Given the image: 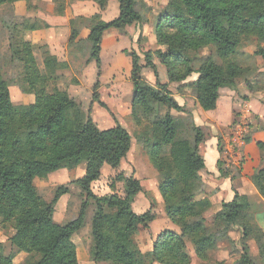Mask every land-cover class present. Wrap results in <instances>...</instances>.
<instances>
[{
  "label": "trees",
  "instance_id": "16d2710c",
  "mask_svg": "<svg viewBox=\"0 0 264 264\" xmlns=\"http://www.w3.org/2000/svg\"><path fill=\"white\" fill-rule=\"evenodd\" d=\"M7 1L0 0V6ZM92 1L103 9L109 0ZM116 1L119 5L116 18L95 20L90 24L88 59L94 60L97 77L101 73L104 32L144 22L141 6L135 0ZM153 35L161 47L156 54L165 68L168 82L179 83L181 87L187 77L197 73V78L186 85L193 86L196 100L203 110H213L219 90L235 89L240 77L247 72L233 58L242 39L254 36L264 42V0H167L165 9L153 19ZM74 38L72 32L69 41ZM208 47L222 63L208 55L194 70L190 53ZM126 52L131 63L130 115L137 126L143 127L141 139L146 145L148 159L162 176L158 191L166 216L178 226L179 232L162 231L151 250L142 252L133 233L143 219L133 214L130 207L129 194L135 180L122 174L116 176V181L125 184L128 194L125 197L115 192L102 197L93 194L91 186L100 178L102 167L115 168L120 164L131 148L132 136L119 123L110 128H99L66 90L54 88L49 92L50 82L59 79L56 72L66 63L59 62L47 52L42 72L35 68V58L30 52L29 62L33 66L29 74L35 81L32 103L14 105L0 71V223L13 228L7 238L11 248L7 254L3 253V244L0 243V264H14V257L19 252L30 254L33 264H79L72 237L83 225L86 201L75 219L65 224L56 223L52 219L54 205L68 192V184L57 187L52 200L47 202L39 195L34 179L60 168L72 169L82 162L84 155L83 175L69 184L79 187L87 200H95L90 250L94 262L190 264L186 241L193 244L197 257L203 258L216 247V241L227 236L233 228L240 229L241 238L253 239L258 251L264 254V233L254 225L253 215L240 208L237 192L232 200L221 203V211L208 222L204 214L212 205L209 197L195 198V194L190 193L199 191L203 185L198 171L205 167V163L199 145L206 139V133L194 124L191 117L188 126L191 137L176 138L177 127L171 111L190 113L171 95L168 83L158 80L150 50L143 52V61L135 50ZM254 53L264 63V48L259 47ZM144 68L155 72V85L143 79ZM92 97L104 107L96 91ZM256 146L264 149L263 142L257 141ZM219 169L222 175L231 174L229 167L220 166ZM251 180L264 197V166L253 173ZM127 216L125 225L120 227L119 221ZM153 217L148 213L145 219ZM236 252L239 257L234 264H256L246 247L242 246L241 251Z\"/></svg>",
  "mask_w": 264,
  "mask_h": 264
},
{
  "label": "rangeland",
  "instance_id": "374dc122",
  "mask_svg": "<svg viewBox=\"0 0 264 264\" xmlns=\"http://www.w3.org/2000/svg\"><path fill=\"white\" fill-rule=\"evenodd\" d=\"M19 1L24 0H8L5 4L0 6V71L2 78L8 84L10 98L13 104L28 105L34 101L35 88L33 75L29 74L30 67L33 66V64L29 62V54L31 52V55L35 58L36 67H34L43 72V59L48 51L45 45L30 46L29 42L24 40L22 31L20 30L22 25H36L39 22L33 19L24 20L14 15L15 3ZM25 1L27 8L33 6L35 8H45L46 2L48 1L55 4L56 8L60 11L63 5V0ZM162 2L163 0L158 1L159 13L162 12ZM150 35L152 37L153 34L150 33ZM140 40H142V38L139 39L138 43L141 42ZM146 40H148L147 43L151 44V46L149 45L146 48L138 47L136 52L141 56V60L143 61V52L150 50L154 55L153 60L156 63V76H158V80L162 81L163 78L167 79V76H164L166 73L165 68L157 59L156 54L161 47L155 42L152 43L148 38L143 42H146ZM107 42H109V40ZM259 47L264 48V42L258 41L254 36H247L242 39L238 52L233 58L239 62L247 72L240 77L236 88L232 90H236L237 93H240V89L245 88L250 95L255 96L258 98V101L264 103V63L262 58L254 53ZM208 55H211L217 63H222L215 55L214 50L208 47L190 53L192 58L191 66L193 69L196 70L203 59ZM88 61L89 59H87L86 62L81 61L80 64H66V66H63L62 69L56 72L59 75V79L55 82H50L47 90L49 92L54 88L66 90L67 92L69 90L68 93L70 97L81 104L85 113L92 118L99 128H109V126H112L115 122L120 125L122 124L130 132L132 136V145L129 152L121 158L120 164L117 167L112 168L108 165H104L101 170L100 178L92 184L91 189L96 197H102L112 192L117 193L121 197H125L128 195L126 193L125 184L123 181H116V176L122 174L126 178L135 180L132 186V193L129 194L131 198L130 207L132 213L141 217L143 221L136 225L133 237L138 248L142 252H147L151 250L159 233L164 230L179 232V228L171 223L166 216L164 203L158 191V184L162 176L148 159L146 145L144 144V140L141 139L143 127L137 126L130 115L132 85L130 82V73L126 71V65L123 63L120 64L121 67L119 72L117 75H113L110 72L111 66L106 63L107 59L104 57V65H106L107 68L104 74L100 73L97 77V68L94 60H90L91 63L89 65ZM142 76L150 85H155L156 76L152 69L144 68L142 70ZM196 77L197 74L193 73L189 79L193 80ZM96 81L98 82L97 85L95 84ZM169 87L173 93H176L179 86H177V84H171ZM189 87L194 92L193 86L189 85ZM225 90H227V88L221 89V99L225 98ZM93 91L97 92V98L104 104V107L99 105L97 101H93ZM186 98L189 104H192V101L195 100L192 98V95H188ZM242 98L243 96L237 94L234 102H240L243 100ZM221 106L222 105H219L220 108H218L220 111L222 110ZM186 108L188 107L186 106ZM171 114L174 119V124L177 127L176 138H190L191 130L188 126L191 115L187 112L183 113L174 110L171 111ZM219 114H222V112ZM250 117L251 114L247 119L244 118V122L240 124L241 128H246V132H243L240 137L233 128V123L227 127H223V131L227 134L222 133V135L219 136L221 144L219 148V164L225 169L229 167L231 174L237 173L240 155L239 151L248 137L247 126H249ZM224 120H227L226 117ZM260 127L261 125H253L251 136L254 132L260 131ZM200 128L206 133V137L208 138L209 133L207 128L204 129L205 127L201 126ZM230 128L231 130H229ZM223 135L228 136L229 140H225ZM238 137L239 139H237ZM262 156L264 163V149L262 150ZM85 159L86 156L84 155L82 162L72 169L60 168L46 176L37 177L34 179V184L39 195L47 202L52 200L57 187L68 184V192L62 195L54 205L52 219L59 224H65L75 219L83 201H86L87 207L83 225L72 237L76 245L78 262L79 264H111L107 261L96 263L92 260L90 255L93 242L91 218L95 211V200L92 198L87 200L85 194L79 187L74 184H69L70 181L83 175ZM210 192V189L204 184L199 191H190V193L195 194V198L209 197L212 202ZM218 212V206L211 205L204 216L208 222H211ZM148 213L154 215L151 220L145 219ZM127 220L128 216L120 220L119 226H124ZM0 227V243L3 244V253L7 254L11 249L7 238L13 233V228L9 224L1 225V223ZM237 229L240 230L239 228H233L232 232L230 231L227 236L219 238L216 241V247L210 249L203 258L197 257L193 244L190 241H186L185 250L191 258L190 264H215L219 261H223L225 264H234L239 257V253L236 251L240 252V247H242L240 245V240L236 239L238 235L236 233ZM228 257L229 259H227ZM13 262L14 264H33V257L28 253L19 252L14 257ZM255 263L263 264L264 257ZM153 264L161 263L154 262Z\"/></svg>",
  "mask_w": 264,
  "mask_h": 264
},
{
  "label": "crops",
  "instance_id": "0c3cea01",
  "mask_svg": "<svg viewBox=\"0 0 264 264\" xmlns=\"http://www.w3.org/2000/svg\"><path fill=\"white\" fill-rule=\"evenodd\" d=\"M135 1L141 6L144 22L142 24L126 26L123 29L110 28L104 32L100 52L102 74H104L107 68L104 65V57L107 59L106 63L111 66L110 72L113 75H117L122 63L126 65V71L130 73V57L126 51L132 49L136 51L138 47L146 48L149 45L151 46V44L147 43L148 40L143 42L146 38L152 43L155 42L154 35L151 37L150 33L153 34V19L160 12V9H158L159 0ZM62 4L59 11L55 4L48 1L45 8H35L34 6L27 8L25 0L19 1L15 3L14 15L24 20L33 19L39 22L36 25L24 24L20 29L24 40L30 44L45 45L51 55L55 56L59 62L66 63L67 65L80 64L81 61L86 62L89 53L88 34L91 22L95 20L110 21L116 18L119 14L118 2L116 0H109L103 9H100L92 0H63ZM166 4L167 0H163L161 3L162 11L165 9ZM39 24L40 26H37ZM72 32L75 33V38L70 42L69 39ZM140 38L142 40L138 43ZM108 40L109 42H107ZM90 63L91 61H88V65ZM154 64L156 66L155 62ZM164 76H167L166 73ZM189 77L182 82L183 85L178 87L176 93H173L169 86L171 84L179 86V83L168 82V78L165 79L163 77V80L160 82L169 84L168 88L171 91V95L179 105L184 106L186 111L190 113L196 126L205 127L204 129L207 128L209 136L199 145L205 167L198 171V176L211 191L212 206H218V210L221 211V203L232 200L235 192H237V202L240 208L253 215L254 225L258 226L264 233V197L258 192L251 180L253 173L264 166L262 150L256 146L257 141L264 143V103L258 101V98L255 96L250 95L245 88L240 89V93L227 88L224 91L225 98L221 99V89H223L221 88L216 107L213 110L205 111L199 106L195 92L192 91L189 85H186L197 77L193 80L189 79ZM237 94L243 96V100L240 102H234ZM188 95H192V98L195 99L192 101V104L187 102L186 97ZM219 105H222L221 111L220 109L218 110L220 108ZM186 106L191 110L186 108ZM246 110L251 114L249 126H247L249 140L245 141L240 147L238 173H234L235 175H222L219 171V147L221 146L219 144V136L222 133L227 134L223 131V127H227L232 123L233 128L238 133L240 124L244 122V112ZM220 112L222 114H219ZM225 117L226 121L224 120ZM114 123L112 126L116 124ZM253 125H261V127L260 131L254 132L251 136ZM112 126H109V128ZM123 127L126 128L125 126ZM223 137L225 140H229L228 136L223 135ZM236 233L238 234L236 239L240 240L241 246L247 248L248 255L254 262L264 257V254L258 251L253 239L241 238V231L238 229Z\"/></svg>",
  "mask_w": 264,
  "mask_h": 264
},
{
  "label": "built area",
  "instance_id": "2783aa9c",
  "mask_svg": "<svg viewBox=\"0 0 264 264\" xmlns=\"http://www.w3.org/2000/svg\"><path fill=\"white\" fill-rule=\"evenodd\" d=\"M249 114H250V112L246 110L244 112V118L247 119L249 117ZM243 132H246V128L244 129V128L240 127L239 130H238L239 137L241 136V134H243ZM239 137L237 139H239ZM242 143H243V141H242Z\"/></svg>",
  "mask_w": 264,
  "mask_h": 264
}]
</instances>
